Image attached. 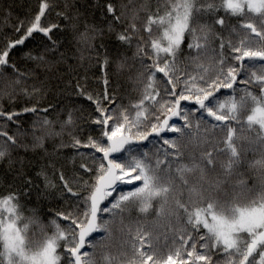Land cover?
<instances>
[{
  "label": "snow or ice",
  "instance_id": "snow-or-ice-1",
  "mask_svg": "<svg viewBox=\"0 0 264 264\" xmlns=\"http://www.w3.org/2000/svg\"><path fill=\"white\" fill-rule=\"evenodd\" d=\"M143 7H137V0H127L119 7L109 2L105 12L112 18L110 32L117 24L121 25L123 30L117 34L120 42L130 48L132 41H136V51L130 57L119 52L114 57L118 69L127 67L129 72H138L143 83V91L134 103L116 104L118 97L109 94L107 70L113 59H109L108 51L104 52L100 65L104 71L102 94L87 93L79 78H72L76 67H83L94 58L100 59L95 42L104 32L103 28L89 24L78 11L57 13L74 34L76 47L71 56L67 51L62 52L63 45L53 39L52 34L60 25L41 24L50 8L48 0H41L39 12L25 34L8 40L0 48V67L11 68V76L15 77L12 79L0 72V99H14L21 94L43 99L45 82L39 88L33 84L29 91L25 81L33 78L31 73H22L16 65L9 64L14 49L25 45L34 33H42L47 40L43 50L37 54L25 53V56L37 68L43 66L46 73L51 72L57 87L63 82V75L53 70L67 65L69 79L64 88H71L77 97H84L95 106L92 124L99 129L98 135L82 142L72 131L73 112L61 122V132L52 131L53 121L47 116L58 104L40 108L37 100L32 107L11 112L0 107V120L7 122L0 124V161L10 158L12 151L27 149V144L19 142L27 138L29 131L22 130L20 117L37 113L42 116L37 115L33 121V146L42 147L47 137L62 135L67 129L71 147L84 160L76 169L79 191L73 190L63 171L59 172L63 188L60 195H70L75 204L73 211L55 213L50 221L54 227L50 235L45 234V226L40 224L35 211L30 217L22 214L21 197H31L33 190L37 196L42 192L22 171L21 162V169L16 170L17 179L22 182L20 192L0 197V264H65V261L66 264H96L93 253L85 250L86 247L95 250L112 237L117 227L120 231L127 228L132 243L133 254L126 264H214L209 253H223L225 264H264V179L259 191L252 187L238 192L236 189L243 188L244 182L232 183L250 149L260 152V159L251 166L264 177V0H222L220 5L207 0H164L163 8L158 2L141 29L136 21ZM218 7L225 10L226 16H253L259 28L252 21L238 25L229 33L230 37L240 36L238 43L231 38L225 41L222 34H217L219 51L211 49L213 56L205 63L212 33L211 26L199 21L212 15ZM125 23L127 27H123ZM214 23L224 27L225 18ZM22 30L23 22L15 32L19 34ZM189 35L193 42L187 45L188 56L181 68L178 57ZM99 47L106 48V45ZM69 60H76V67ZM149 60L151 63H147ZM189 66L191 71L187 70ZM47 82H51V77ZM237 84L244 86V95L239 100L235 96ZM249 88H258L260 94H254ZM224 90H232L233 95L221 100ZM249 102L253 106L242 120ZM12 124L17 131L10 134ZM245 126L255 136L238 135V128L243 131ZM217 129H226V137L213 143ZM37 131L42 134L36 135ZM185 138L202 150L198 157L190 154V163L178 164L188 148ZM221 144L223 147H219ZM81 148L89 151L82 153ZM51 167L55 169V162ZM37 176L43 177L45 189L57 187L46 168ZM242 196L246 198L245 203H241ZM156 204L159 206L154 207ZM136 206L141 214L154 210L157 218L164 221L162 247H168L169 239L178 246L169 248L164 255L156 250L152 232L146 225L137 224L133 234L124 219L125 213ZM58 220L66 222L67 227H61ZM33 226L39 230L31 231ZM100 233L104 235L97 238ZM104 259L112 264L115 258L105 256Z\"/></svg>",
  "mask_w": 264,
  "mask_h": 264
},
{
  "label": "trees",
  "instance_id": "trees-1",
  "mask_svg": "<svg viewBox=\"0 0 264 264\" xmlns=\"http://www.w3.org/2000/svg\"><path fill=\"white\" fill-rule=\"evenodd\" d=\"M112 2L118 7L127 0H48L50 8L46 10L45 15L41 19L42 26H48L50 24H59L60 28L54 30L53 39L58 40L63 47L61 51H67L69 56L75 50L76 43L74 40V34L72 33L71 27L67 24V21L58 17L57 13L60 12H71L75 14L77 11L81 17H85L89 24H95L98 27L104 29L103 36L96 40V45L99 48L100 59H93L89 62H85L83 67H76V60H69V64L76 67V71L72 74V78L75 80L79 78L80 83L87 89V93L92 94H102L104 92L103 76L104 71L100 67L103 63L104 52H109V59H113L112 66L107 70L110 78L109 84V94L117 96L116 104H129L134 103L137 98H139L140 93L143 91V83L140 82L138 78V72H129L127 67L123 69H118L117 61L114 59L116 53L119 52L122 55L131 56L133 52L136 51V41L133 40L131 47L127 44H123L117 39V34L122 31L120 24H117L114 29L110 32L108 30L109 22L111 21L110 15H105L106 4ZM159 2L160 7L163 8L164 0H137V7L143 5L144 7L139 13V18L136 21L137 26L141 29L147 21V15L150 11H155L157 3ZM207 2H214L220 5L222 0H207ZM41 0H0V48L10 39H19L20 36L25 34L27 27L34 20L35 16L39 12V5ZM66 5H72V7H67ZM150 6V7H149ZM221 17L225 18V26L221 27L216 25L214 22L216 19ZM252 21L256 23L259 28V22L253 16H246L243 18H237L228 14L225 15V10L222 7H218L214 13L210 16H205L199 21L202 25L211 26V35L209 36V52L204 57V62L207 63L211 60L213 53L211 49H216L219 51V39L217 34H222L225 41L232 39L234 43H238L240 36L233 35L230 37L229 33L233 29H236L238 25L246 22ZM23 22L24 30L19 34L15 32V28L20 26ZM83 22V20H82ZM123 27H127L125 23ZM157 33L154 29L153 35ZM147 37V33H143ZM47 40L42 33H34L33 36L28 39L25 45L14 49L11 53L9 64L16 65V68L25 74L31 73L33 78L25 81L28 90L31 91L33 84L37 88L42 86L45 92L42 93L43 99L39 96L35 98H30L25 95H17L14 99H9L4 97L0 99V107L7 109V111H22L26 107H32L36 104L37 100H40L38 107L45 108L49 104H58V107L48 113L47 118L53 121L52 131L59 133L61 132V122L66 120L69 112H73V120L75 121V127L72 131L76 132L78 138L82 142H87L89 136H96L99 134V129L92 124L93 113L95 106L87 101L84 97H77L75 92L71 89H65L64 83L69 79L66 74L67 65H62L58 69L53 71L57 75H63V82L57 87V81L52 73H46L43 66L37 68V65L32 63L27 59L25 53L31 52L37 54L43 50V44ZM193 42V37L189 35L186 42L183 45V52L178 57V66L183 68L185 58L188 56L189 49L187 47L188 43ZM104 44L106 48L99 47V45ZM69 45L71 46L69 48ZM95 57V53L92 54ZM151 63V61H147ZM136 68L139 69L140 65L137 63ZM188 71L192 70V66L187 68ZM0 72L4 73L5 76L12 77L11 68L0 67ZM51 77V82H47ZM244 79V77H240ZM23 87V85H22ZM19 92V89L17 90ZM249 91H254V94L259 95V89L249 88ZM233 95L232 90H224V94L220 96L223 100L225 96ZM244 95V86L242 84H237L236 86V99L239 100L241 96ZM253 105L249 102L247 104L246 110L242 113L241 119L245 120L247 114L249 113ZM37 115L42 116L41 113L37 114H24L20 117V123L22 125V130L27 129V138H21L20 143L27 144V149L21 148L18 151H12L10 158H6L0 161V197L7 195L9 192H20L21 181L17 179V171L21 169V162H23L22 171L26 172L34 181V184L41 190L42 195L37 196L36 191L33 190L31 197H21V203L24 205L22 214L26 217H30L35 211L36 215L40 218V224L45 226V234L50 235L54 231V227L50 224V221L55 218L56 212H69L74 210L75 201L70 195L61 196L60 193L63 191L62 186H60L59 172L63 171L65 174V179L69 181L72 185L74 191H79L77 187V177L79 173L76 169L79 168L80 164L84 162L80 154L77 153L75 149L71 147V136L68 134L67 129L64 130L62 135H53L47 137L43 146L34 147L32 144V128L33 121L36 119ZM6 121L0 120V124H6ZM233 126L235 122H233ZM79 129L77 132L76 129ZM258 128V126H257ZM10 134L17 131L15 124L9 125ZM40 131L36 132V135H41ZM238 135L243 136H255V132L249 133L246 126L243 131L238 128ZM226 137V129L221 131L217 129L215 137H213V143L216 140H222ZM185 144H188V148L185 151L184 159L178 161V164L190 163V154H195L197 157L200 155L202 148H198L196 144L189 143L187 138L184 140ZM247 144V141H245ZM150 147V146H149ZM211 148L212 145H208ZM223 147V145H219ZM88 149H80V152L87 153ZM94 151V150H92ZM259 151H252L251 149L247 152L244 163L238 168V174L234 176L232 183L239 184L240 181L244 182L243 188H237L236 191H245L247 188L256 187V190H260V184L262 182L261 172L252 167V162L260 159ZM221 160L224 157H220ZM55 162V169L51 167V164ZM90 162V161H89ZM175 167V165H174ZM46 168L47 174L54 183L57 184L55 189L48 188L45 189V181L43 177H38L37 173L41 172V169ZM211 175V174H210ZM87 179V177H85ZM185 200H187V195H185ZM246 198L241 197V203H245ZM156 204L154 207H158ZM139 206L131 208L125 213L124 223L125 225H130L132 233L135 234L137 224L146 225L148 230L152 232L153 244L158 252L166 255L169 248H174L175 245L171 239L168 240V247H162L165 243L164 228L162 224L163 220L157 218L156 212L153 210L149 214H141L138 210ZM107 219V217H105ZM61 227H67V223L62 220H58ZM36 226L31 228V231H38ZM206 231V230H204ZM103 233L97 234V238ZM87 251L93 253V259L96 264H108L105 261V256H110L115 259L112 260V264H126L128 258H131L133 254L131 239L128 236V230L125 228L123 231L119 230V227L113 232L112 237L106 240L103 244L99 245L95 250L86 247ZM62 254V250H61ZM213 256L214 264H225V256L223 253H209ZM123 257V259L121 258ZM66 264V261H65Z\"/></svg>",
  "mask_w": 264,
  "mask_h": 264
}]
</instances>
